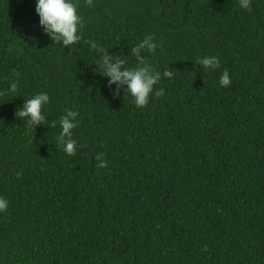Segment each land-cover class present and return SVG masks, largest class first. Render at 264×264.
Instances as JSON below:
<instances>
[{
  "label": "trees",
  "instance_id": "obj_1",
  "mask_svg": "<svg viewBox=\"0 0 264 264\" xmlns=\"http://www.w3.org/2000/svg\"><path fill=\"white\" fill-rule=\"evenodd\" d=\"M75 2L80 39L63 46L35 0H0V264H264V0ZM147 36L161 79L138 108L100 60L142 66ZM39 92L32 127L16 112Z\"/></svg>",
  "mask_w": 264,
  "mask_h": 264
},
{
  "label": "clouds",
  "instance_id": "obj_2",
  "mask_svg": "<svg viewBox=\"0 0 264 264\" xmlns=\"http://www.w3.org/2000/svg\"><path fill=\"white\" fill-rule=\"evenodd\" d=\"M91 4L92 0H87ZM35 11L39 17V25L44 32L51 37L55 42H62L63 46H69L76 43L79 39V29L83 27L80 16L77 11V3L75 0H35ZM242 8H249V0H240ZM92 48H96L95 42H89ZM156 44L153 42L152 36H147L136 47L132 48L134 54L142 66L136 68L124 67L126 60L117 58L113 62L112 58L103 54L100 60V67L104 75L111 84H126L127 92L131 95L134 104L138 108H143L149 103V97L154 92V86L160 81L161 73L153 69L141 57V51L147 49L153 51ZM206 69H217L220 67V59L216 56H205L198 60ZM171 71H164L163 77L171 78ZM231 84L230 74L224 70L220 76V85L228 87ZM11 91L15 92L17 83L10 84ZM156 96H163L164 89L155 90ZM50 102V97L46 92L34 94L31 98L25 100V103L16 112V116L21 119L26 118V122L35 127L45 120V115L42 111L43 106ZM78 113L75 111H67L65 116H62L59 123L61 132L59 134V142L63 145V150L69 156L75 155L77 150V141L72 139V129L78 126ZM55 127V122L52 123ZM103 154H98L96 159L100 161V167L106 166V162L102 159ZM8 200L0 197V213H3L8 208Z\"/></svg>",
  "mask_w": 264,
  "mask_h": 264
}]
</instances>
